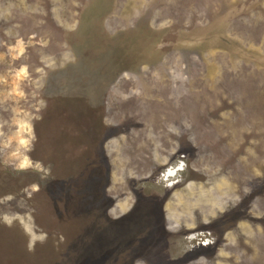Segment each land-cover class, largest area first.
<instances>
[{"label": "rangeland", "instance_id": "1", "mask_svg": "<svg viewBox=\"0 0 264 264\" xmlns=\"http://www.w3.org/2000/svg\"><path fill=\"white\" fill-rule=\"evenodd\" d=\"M87 30L99 48L109 40L107 50L115 44L134 62L116 72L104 61V133L86 115L88 97L73 94L99 172L82 171L91 181L81 186L83 216L103 206L101 192L111 219L137 208L103 231L99 250L108 255L74 263L68 246L55 250L56 264H264V0H0V202H11L0 204V264H17L9 255L22 246L33 256L39 245L55 247L34 212L62 196L42 193L36 173H18L46 171L32 155L45 69L75 58L65 40L73 31L86 48ZM71 113L76 125L80 114ZM180 231L183 252L171 237Z\"/></svg>", "mask_w": 264, "mask_h": 264}, {"label": "trees", "instance_id": "2", "mask_svg": "<svg viewBox=\"0 0 264 264\" xmlns=\"http://www.w3.org/2000/svg\"><path fill=\"white\" fill-rule=\"evenodd\" d=\"M121 33L122 32H115L114 37ZM68 39L70 41L67 40V46L75 53V58L69 60L64 66L60 65L59 68L54 67L45 69V75L48 77V80L44 79L46 86L44 89L39 90V93L45 97L46 101L43 102L44 109L42 110V117L35 121L33 126L36 139L34 141L32 155L37 161H41V163L45 165L46 171L39 172L28 169L19 172V175L17 173H12L18 176L36 173V175L40 177L38 184L42 189V193L49 194L55 191L62 196L61 200L51 204L48 196L42 206L43 214L38 215L37 212L41 210V207L35 208L34 212V227H41L42 222H46L47 229L51 230L50 239H55V247H49L50 245H54V242L39 245L36 248V256H33L31 249L22 246L21 249H17L9 255L10 257L16 255L19 257L17 264H56L54 260L58 257V252L55 250L63 251L65 247L68 250V246H71L69 248V257L70 259H74V263H76L77 260L81 261L86 258H94L96 254H99L101 258H103L105 255L109 254L110 249L106 247L99 250V245H102L103 231L107 230V228L113 229V227L118 226L122 221L128 222L137 208L134 207L126 217L120 220L111 219L107 208L111 201L101 192L99 195L100 198L106 200L103 206L100 207L101 203H95V205L92 206L95 208L93 210L96 211V214H93L94 217L90 216L91 218H87L89 215L83 216L85 213L84 210H87V206L80 197L82 193L81 186L85 184L89 186L91 181L82 180V171L87 169L89 176H96L99 172L93 165L94 159L92 158L95 148H93L91 142L86 138L82 130L84 123L87 122L84 119L85 111H76L79 110L81 106L77 103L76 97L73 94L82 93L88 97L89 101L82 103L83 106L85 105L84 108L87 111L86 115H89L94 121L97 120V132L99 134L104 133V129L106 130L108 127L102 123L103 112L97 111L98 105L101 104V106L104 107V103L101 102V100H103L101 97L104 92L101 89L103 88L101 79L102 75L106 72L104 61L112 63L116 72L120 70L121 65H129L134 61L124 60L125 55L118 46L114 45L108 50L103 49L101 47L104 43L103 38L100 48L95 44L94 40H91L89 43L86 42V48H84L81 44L77 43L79 36H77L76 31H73V34L68 36ZM69 91H72L71 94L65 95V93ZM72 110L80 114V118L77 117V119L81 121H78L76 125L74 124L75 121L71 122L74 118L73 113H71ZM66 114L67 116H65ZM94 123L91 125L93 126ZM103 140L104 139H102V143ZM74 145H76V148H74ZM103 155V159L106 161L107 157L104 150ZM2 182H5V180ZM105 185L107 184H103L102 188L105 187ZM6 193L7 192H3L0 197L4 198ZM226 194L229 199L232 198L233 201V192L228 191L225 195ZM238 194L241 197V194H243L242 188L238 191ZM10 203L11 202H0V204H2L1 208H3V206H8ZM155 203L157 206L161 205L158 200H155ZM13 206H15V203ZM196 214L200 218L201 213L198 210H196ZM73 218H76L77 221H73ZM213 218L212 216L210 217V219ZM225 218L228 220V216ZM231 223L235 225L236 218H234ZM1 226L0 249H5L3 245L4 241H2L5 239V235L3 227ZM69 226H71V229L74 227L73 231H64L66 230L65 228ZM61 233H65L64 238L69 235V239H67V241L65 239V246L63 244H57V242L61 240ZM23 235H25L28 240L31 239L27 231ZM149 235L150 234H147L146 237ZM176 236H178V239L173 244L175 245L176 242L181 244V252H183L184 247H188V239L185 233H181V231L177 232V235L171 237L175 238ZM137 241L138 240L135 242ZM92 243L96 245L94 249H91ZM122 244L126 245V243ZM134 255L138 256L137 253ZM5 261L6 263L4 264H8V260L6 259ZM94 261L95 260L84 262V264H95L93 263ZM195 264L199 263L196 262Z\"/></svg>", "mask_w": 264, "mask_h": 264}, {"label": "water", "instance_id": "3", "mask_svg": "<svg viewBox=\"0 0 264 264\" xmlns=\"http://www.w3.org/2000/svg\"><path fill=\"white\" fill-rule=\"evenodd\" d=\"M6 2H8V0H3V3H6ZM3 11H6V10H5V7L3 8ZM93 21H95V22L98 23V24L100 23L99 20H98V17H97V18L94 17V18H93ZM116 32H118V31H116ZM90 36H91V37H90ZM119 36H120V34L116 35V36L114 37V41H116V38H118ZM88 38H89L90 40L92 39V30H88L87 39H88ZM65 40L67 41V37H66V36H65ZM87 41H88V40H87ZM81 42H82V41H80L79 44H81ZM108 42H109V40L105 41V42L102 44L101 47H102L103 49H107V48L109 47V45H108L109 43H108ZM114 45H115V44H114ZM125 59H126V58H124V60H125Z\"/></svg>", "mask_w": 264, "mask_h": 264}, {"label": "bare ground", "instance_id": "4", "mask_svg": "<svg viewBox=\"0 0 264 264\" xmlns=\"http://www.w3.org/2000/svg\"><path fill=\"white\" fill-rule=\"evenodd\" d=\"M111 71V70H110ZM87 195V194H86ZM79 202V201H78ZM82 204V203H81ZM68 206V205H67ZM242 264V263H241Z\"/></svg>", "mask_w": 264, "mask_h": 264}]
</instances>
